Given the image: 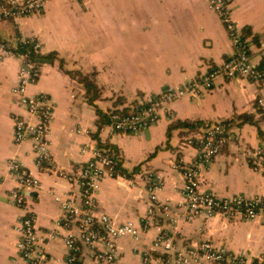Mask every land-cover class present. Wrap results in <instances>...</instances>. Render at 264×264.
<instances>
[{"label": "crops", "instance_id": "obj_1", "mask_svg": "<svg viewBox=\"0 0 264 264\" xmlns=\"http://www.w3.org/2000/svg\"><path fill=\"white\" fill-rule=\"evenodd\" d=\"M230 12L254 62L263 65L264 0H232ZM8 21L14 33L2 25ZM25 38L42 45L41 73L28 85V93H47L55 103L49 142L57 172L40 168L31 139L15 141V119L28 113L11 92L22 61L8 57L0 61V264L22 263L17 227L26 211L37 216L48 257L43 264H66V230L56 224L62 211L57 197L74 194L81 204V186L68 177L92 159L96 147L115 149L121 156L120 174L100 182L99 213L117 222L142 224L151 206L144 172H152L162 179L156 192L162 207L156 211L170 206L175 220L169 222L182 244L211 240L233 253L264 257L263 217H184L181 167L197 155L189 139L221 121L227 142L202 170L201 189L222 197L264 196V172L252 164L256 149L264 150V111L257 102L264 98V81L219 78L213 89L198 97L173 101L157 122L137 133L114 132L111 126L113 114L127 113L131 106L201 77L231 58L232 40L209 0H49L41 13L0 21V40L16 47ZM10 159L40 182L38 190L26 192L25 206H18L12 196L19 184L8 167ZM55 229L59 236L49 239ZM156 234L157 229L149 228L138 238L122 237L121 264H145L143 251L153 245Z\"/></svg>", "mask_w": 264, "mask_h": 264}, {"label": "built area", "instance_id": "obj_2", "mask_svg": "<svg viewBox=\"0 0 264 264\" xmlns=\"http://www.w3.org/2000/svg\"><path fill=\"white\" fill-rule=\"evenodd\" d=\"M48 1L0 0V21L41 13ZM231 1L209 0L210 8L218 13L232 40L234 54L231 58L201 77L131 106L127 113L113 114L111 126L114 132L133 134L148 128L160 119L173 101L186 95L198 97L202 91L213 89L219 78L246 79L257 83L264 81V64L254 62L248 40L242 38L241 30L230 12ZM41 54L42 45L35 38L21 39L16 47L0 40V61L8 57H19L22 61L18 82L11 92L15 100L26 108L28 116L16 117L15 141L21 143L31 139L40 168L57 172L52 165L49 142L55 103L47 93H28V85L40 76ZM257 102L264 111V98L260 97ZM188 142L196 146L197 155L192 162L181 166L184 176V217L187 220L218 216L243 220L264 218V196L233 194L222 197L213 191L201 189L202 170L211 165L227 142L226 125L221 121L210 123ZM120 161L121 156L117 150L96 147L92 159L76 167L68 177L81 186V204L77 203L74 194L65 198L57 197L62 211L56 224L66 230L63 236L68 252L66 264H83L85 259L90 260L91 264H121L119 240L124 236L138 238L149 228L157 229V234L153 245L143 251L145 264H264V257L254 259L248 255L233 253L211 240L202 239L193 244H182L175 227L169 222L175 220L170 206L164 205V211H156V207H162L156 194L162 186V179L152 172H144L149 181L151 206L143 217L142 224L137 225L133 221L117 222L110 215L99 213L96 203L100 182L108 175L120 174ZM252 164L255 169L264 172L262 148H257L254 152ZM8 167L18 178L19 188L12 195L14 201L18 206H25L28 200L26 192L38 190L40 182L16 159H10ZM163 220L166 221L162 222ZM17 231L21 264H43L48 257L44 245L40 243L37 216L32 211H26ZM58 236L55 229L49 233L48 238Z\"/></svg>", "mask_w": 264, "mask_h": 264}, {"label": "rangeland", "instance_id": "obj_3", "mask_svg": "<svg viewBox=\"0 0 264 264\" xmlns=\"http://www.w3.org/2000/svg\"><path fill=\"white\" fill-rule=\"evenodd\" d=\"M3 26H5V29H7L8 28V26H10V27H12V33H14L15 32V30H14V27L12 26V24H11V22H3V24H2ZM9 38V37H8ZM9 40H13V39H9Z\"/></svg>", "mask_w": 264, "mask_h": 264}, {"label": "trees", "instance_id": "obj_4", "mask_svg": "<svg viewBox=\"0 0 264 264\" xmlns=\"http://www.w3.org/2000/svg\"><path fill=\"white\" fill-rule=\"evenodd\" d=\"M43 58H47V56L45 57V56L43 55ZM87 86H88V90H89V91L93 90V86H92L91 84H88Z\"/></svg>", "mask_w": 264, "mask_h": 264}]
</instances>
